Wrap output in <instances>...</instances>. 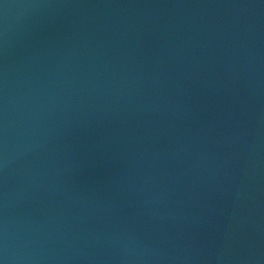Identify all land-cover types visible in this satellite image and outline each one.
<instances>
[{
    "label": "water",
    "instance_id": "1",
    "mask_svg": "<svg viewBox=\"0 0 264 264\" xmlns=\"http://www.w3.org/2000/svg\"><path fill=\"white\" fill-rule=\"evenodd\" d=\"M0 264H264V0H0Z\"/></svg>",
    "mask_w": 264,
    "mask_h": 264
}]
</instances>
